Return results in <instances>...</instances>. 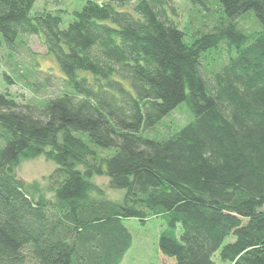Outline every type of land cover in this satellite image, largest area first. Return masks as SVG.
I'll return each instance as SVG.
<instances>
[{"label":"trees","instance_id":"obj_1","mask_svg":"<svg viewBox=\"0 0 264 264\" xmlns=\"http://www.w3.org/2000/svg\"><path fill=\"white\" fill-rule=\"evenodd\" d=\"M36 1L0 0V35L12 51L41 37L65 89L27 103L0 91V264H121L124 220L151 216L176 264L218 251L264 264V0H184L210 12L193 35L175 0H88L67 28L59 13L31 17ZM221 45L230 58L210 65ZM181 103L187 123L155 133ZM40 157L57 165L45 185L18 174Z\"/></svg>","mask_w":264,"mask_h":264},{"label":"rangeland","instance_id":"obj_2","mask_svg":"<svg viewBox=\"0 0 264 264\" xmlns=\"http://www.w3.org/2000/svg\"><path fill=\"white\" fill-rule=\"evenodd\" d=\"M87 1L37 0L31 9L30 15L35 17L37 13L44 11L59 13L63 18L61 27L67 28L75 19V12H80ZM98 1L104 2L105 0ZM173 6L178 11V21L182 28L185 30L191 28L189 31L192 35L200 31H206L204 21L209 25L210 21L207 20L209 18L206 17L210 16V12H204L205 16L203 13L198 14L197 8L195 9L194 6L184 0H175ZM193 15H196V19ZM191 21H194V23H191ZM245 26H249V23H246ZM19 41L20 43L12 51L7 49L8 46L0 35V91L11 93L21 103H27L31 99H49L61 93L65 89L63 81L60 80L63 79L62 71L56 58L48 54L42 38L38 35L21 34L17 42ZM25 42V47H20ZM229 53H231L229 47L222 45L211 49L207 53V58L210 60L209 64H216L219 67L223 66L225 64L223 60L230 58ZM205 61L206 59L203 60L204 63ZM4 74L11 77V83L4 78ZM49 74L53 76L49 77ZM47 78H49L48 81ZM189 114L191 112L186 103H181L166 117L167 119H165L164 123L157 126L155 133L163 136L169 131L168 127L176 129L183 126L190 119L191 116L189 117ZM148 135L151 137L150 134ZM152 137L157 138L154 134ZM56 167L57 165L53 161L40 157L22 164L18 169V174L28 182L38 180L42 182V185H45L44 177H48ZM93 181L107 188V193L113 200H121L125 195L126 191L124 189L109 188L108 178H95ZM124 224L132 234L133 247L125 256L122 264H176L174 258L164 256L159 249L160 234L166 228L164 218L151 216L145 224H142L138 219L130 218L125 219ZM234 240V236H231L226 240L225 244ZM219 253L220 251L214 257L216 264H230L229 262H221Z\"/></svg>","mask_w":264,"mask_h":264},{"label":"crops","instance_id":"obj_3","mask_svg":"<svg viewBox=\"0 0 264 264\" xmlns=\"http://www.w3.org/2000/svg\"><path fill=\"white\" fill-rule=\"evenodd\" d=\"M132 247H133V245H132ZM128 252H129V251H128ZM128 252H127V253H128ZM126 255H127V254H126ZM124 259H125V257H124ZM124 259H123V260H124ZM172 264H174V263H172Z\"/></svg>","mask_w":264,"mask_h":264},{"label":"bare ground","instance_id":"obj_4","mask_svg":"<svg viewBox=\"0 0 264 264\" xmlns=\"http://www.w3.org/2000/svg\"><path fill=\"white\" fill-rule=\"evenodd\" d=\"M122 264V263H121Z\"/></svg>","mask_w":264,"mask_h":264}]
</instances>
